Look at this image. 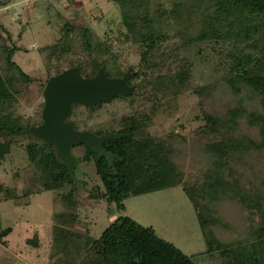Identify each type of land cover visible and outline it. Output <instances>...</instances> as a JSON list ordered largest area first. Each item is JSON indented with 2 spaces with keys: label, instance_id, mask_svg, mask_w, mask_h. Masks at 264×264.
Instances as JSON below:
<instances>
[{
  "label": "trees",
  "instance_id": "trees-1",
  "mask_svg": "<svg viewBox=\"0 0 264 264\" xmlns=\"http://www.w3.org/2000/svg\"><path fill=\"white\" fill-rule=\"evenodd\" d=\"M113 2L120 11L116 39L135 47L137 66L125 65L114 39L65 18L59 39L41 51L47 78L31 76L14 60L20 47L0 23V160L21 145L39 187L58 191L59 199L72 205L85 183L77 177L80 166L94 163L100 184L90 190L93 197L107 199L124 213L130 195L181 185L197 210L212 264H264V0ZM193 50L218 67V79L195 82L187 56ZM74 66L86 77L101 68L109 77H122L130 69L129 84L135 86L131 94L114 98L131 108L113 116L114 127L89 124L104 104L73 105L69 119L76 129L98 136L115 133L102 143L113 154V165L87 141L73 144L77 182L57 157L56 146L30 132L42 123L44 100L34 116L20 111L21 97L31 86L43 96L51 76ZM187 93L198 98L202 112L194 135L154 134L156 117L167 107L177 110ZM56 218L40 242L28 240L37 248L50 237L49 264H195L129 215L115 218L98 238L74 228L75 214L69 221L63 214ZM3 222L0 217V242L6 245L13 226L2 227Z\"/></svg>",
  "mask_w": 264,
  "mask_h": 264
},
{
  "label": "rangeland",
  "instance_id": "rangeland-1",
  "mask_svg": "<svg viewBox=\"0 0 264 264\" xmlns=\"http://www.w3.org/2000/svg\"><path fill=\"white\" fill-rule=\"evenodd\" d=\"M65 18L92 26L102 38L111 37L116 44L114 50L124 58L125 65L137 66L139 55L135 47L116 39L120 11L113 0H0V23L8 28L13 42L20 47L14 60L31 76L47 78L45 53L41 51L45 45L59 39ZM187 56L193 62L197 84L213 82L221 75L214 63L206 61L194 50ZM41 100L44 99L40 89L31 86L21 97V113L34 116ZM102 106L90 119L89 124L94 128L97 125L114 127V115L131 111L124 101L116 100ZM201 115L198 98L187 93L178 101V109L167 107L156 117L151 129L158 135L173 130L188 139L202 123ZM75 153L82 155L83 149L76 148ZM34 171V165L21 145L14 146L11 153L0 160V217L4 221L2 227L13 226V231L4 238L7 244L0 242V264H49L50 237L37 248L28 240L40 242L39 238L59 214L65 215L66 221L70 214H75L74 228L97 238L115 218L129 215L153 228L160 237L189 255L195 264H212L205 253L207 243L197 210L181 185L130 195L124 200V213L117 211L107 199L93 197L90 190L100 184L94 163L82 164L77 172V177L83 178L85 183L79 185L75 205L60 200L56 190L41 189Z\"/></svg>",
  "mask_w": 264,
  "mask_h": 264
},
{
  "label": "water",
  "instance_id": "water-1",
  "mask_svg": "<svg viewBox=\"0 0 264 264\" xmlns=\"http://www.w3.org/2000/svg\"><path fill=\"white\" fill-rule=\"evenodd\" d=\"M133 76L134 73L129 69L122 77H109L101 68L95 76L86 77L79 67L74 66L51 76L46 83L43 90L42 123L32 126L30 132L56 146L57 157L68 168L75 182L78 178L73 170L76 162L72 152L73 144L87 141L113 165V154L107 152L102 143L115 133L107 132L98 136L89 130L76 129L75 122L69 119L73 105L90 107L111 103L120 94H131L135 89V86L129 84Z\"/></svg>",
  "mask_w": 264,
  "mask_h": 264
}]
</instances>
